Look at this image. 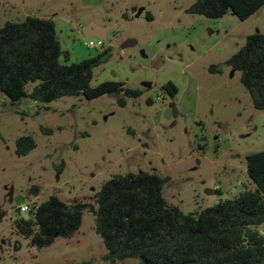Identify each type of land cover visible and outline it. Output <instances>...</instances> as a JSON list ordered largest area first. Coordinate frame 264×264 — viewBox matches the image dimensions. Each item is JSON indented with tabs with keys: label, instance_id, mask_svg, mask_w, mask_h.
I'll return each instance as SVG.
<instances>
[{
	"label": "rangeland",
	"instance_id": "1",
	"mask_svg": "<svg viewBox=\"0 0 264 264\" xmlns=\"http://www.w3.org/2000/svg\"><path fill=\"white\" fill-rule=\"evenodd\" d=\"M194 1L0 0V25L30 14L55 21L62 63L110 48V59L94 69L92 85L112 80L143 89L125 106L107 94L13 103L0 91V264H111L103 258L107 249L91 210L75 235L42 248L20 235L14 222L33 217L31 210L20 212L21 205L52 195L68 203H94L115 174L148 171L168 177L164 195L184 212L255 187L246 156L264 149V110L255 108L241 72L225 61L247 35L264 32V6L246 20L232 11L210 18L187 12ZM91 23L111 26L103 46L87 45L97 41L84 34ZM128 39L134 44L122 47ZM212 64H221L223 72H211ZM168 82L177 87L175 98L161 89ZM24 134L34 136L36 147L19 155L16 139Z\"/></svg>",
	"mask_w": 264,
	"mask_h": 264
},
{
	"label": "trees",
	"instance_id": "2",
	"mask_svg": "<svg viewBox=\"0 0 264 264\" xmlns=\"http://www.w3.org/2000/svg\"><path fill=\"white\" fill-rule=\"evenodd\" d=\"M263 6L264 0H195L187 12L220 18L232 11L246 20ZM61 54L53 19L30 14L21 21H6L0 25V91L13 103L28 98L46 104L64 96L93 99L107 94L116 96L121 106L143 93L122 81L92 85L94 69L110 59V48L70 64L61 62ZM225 64L241 72L253 105L264 110V32L247 35L244 45ZM209 70L223 72L221 64H212ZM144 85L152 87L150 82ZM161 89L172 98L177 94L172 82ZM35 147L31 134L16 139L19 155ZM246 164L253 189L195 212H184L167 201L164 186L168 177L129 171L106 180L94 203H68L52 195L31 204L33 217L16 219L14 227L31 245L42 248L57 237L75 235L85 211L91 210L107 249L103 258L111 264L127 258H137L139 264H264V149L248 154Z\"/></svg>",
	"mask_w": 264,
	"mask_h": 264
},
{
	"label": "water",
	"instance_id": "3",
	"mask_svg": "<svg viewBox=\"0 0 264 264\" xmlns=\"http://www.w3.org/2000/svg\"><path fill=\"white\" fill-rule=\"evenodd\" d=\"M110 28L111 26L104 27V26L97 25L95 23H91L84 28V34L87 36L96 37V38H100L104 40L107 38V31ZM132 44H134V40L128 39L122 44V47L130 46ZM178 114H179L178 109L176 108L175 105H173L174 117H177ZM212 192H213L212 189H209L206 191L207 194H211Z\"/></svg>",
	"mask_w": 264,
	"mask_h": 264
},
{
	"label": "built area",
	"instance_id": "4",
	"mask_svg": "<svg viewBox=\"0 0 264 264\" xmlns=\"http://www.w3.org/2000/svg\"><path fill=\"white\" fill-rule=\"evenodd\" d=\"M87 45L89 47H99V46H103L104 45V40L103 39H100V38H97V41L95 40H90ZM31 209V204L30 202H26L24 203L23 205H21L19 207V211L22 212V213H25V212H28L30 211Z\"/></svg>",
	"mask_w": 264,
	"mask_h": 264
},
{
	"label": "crops",
	"instance_id": "5",
	"mask_svg": "<svg viewBox=\"0 0 264 264\" xmlns=\"http://www.w3.org/2000/svg\"><path fill=\"white\" fill-rule=\"evenodd\" d=\"M27 202H29V201H27Z\"/></svg>",
	"mask_w": 264,
	"mask_h": 264
}]
</instances>
